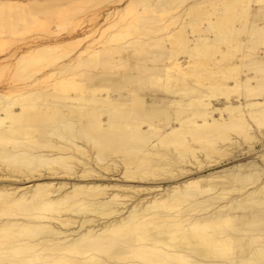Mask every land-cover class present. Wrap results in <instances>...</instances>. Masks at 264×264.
I'll return each instance as SVG.
<instances>
[{"label":"bare ground","instance_id":"obj_1","mask_svg":"<svg viewBox=\"0 0 264 264\" xmlns=\"http://www.w3.org/2000/svg\"><path fill=\"white\" fill-rule=\"evenodd\" d=\"M75 1L0 21V264H264V0Z\"/></svg>","mask_w":264,"mask_h":264},{"label":"rangeland","instance_id":"obj_2","mask_svg":"<svg viewBox=\"0 0 264 264\" xmlns=\"http://www.w3.org/2000/svg\"><path fill=\"white\" fill-rule=\"evenodd\" d=\"M14 2H15V0H11L10 2H8L9 4L5 3V4H1V6H0V8H1L0 11L3 13L2 18H0V21L4 22L3 26H5L6 30H8L9 25L11 23H13V22H15V20H17V16L9 15L8 11L6 9L7 5H13ZM97 2H99V0H76L75 2L72 3V7L75 8L78 13H83L84 11H86V9L88 7L93 6ZM5 14H7V15H5ZM9 16L11 17L10 21L8 19V18H10ZM28 19H29V21H28L29 27L21 26L22 32L15 36V38H17V43H16V40L14 42H15L16 46H18V48L21 47V45L24 42H26L28 40H32V39L42 35L41 30H37V29L35 30L34 29L35 27L32 25L33 16L29 17ZM98 62H99V60L94 62V65H96ZM109 66L110 67L113 66V68H111L113 70H119L120 69V67H119L120 63L118 62V60H115L114 64H111ZM18 70H21V72H25L24 71V65H22V63L16 64V63H13L12 60H10V59L9 60L5 59V60L1 61V63H0V79H2V80L6 79L7 80L8 78H11V77L17 75L20 72ZM21 74H24V73H21ZM43 121L40 120L38 122H40V124L46 125L47 124L46 120H43Z\"/></svg>","mask_w":264,"mask_h":264}]
</instances>
